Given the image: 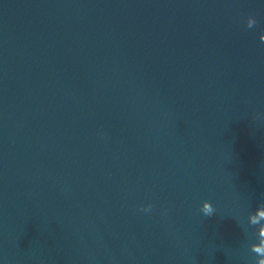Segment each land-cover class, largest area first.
<instances>
[{"label": "water", "instance_id": "water-1", "mask_svg": "<svg viewBox=\"0 0 264 264\" xmlns=\"http://www.w3.org/2000/svg\"><path fill=\"white\" fill-rule=\"evenodd\" d=\"M0 264H264V0H0Z\"/></svg>", "mask_w": 264, "mask_h": 264}, {"label": "clouds", "instance_id": "clouds-1", "mask_svg": "<svg viewBox=\"0 0 264 264\" xmlns=\"http://www.w3.org/2000/svg\"><path fill=\"white\" fill-rule=\"evenodd\" d=\"M253 19V18H252ZM254 20V19H253ZM256 21L254 20V25H255ZM252 25V27L254 26ZM144 211H149L151 210V205H149L147 207V209H143ZM202 213L205 215V216H208V217H211L213 215V212H214V209L213 207L211 206V203H205L204 205V208L201 209Z\"/></svg>", "mask_w": 264, "mask_h": 264}]
</instances>
